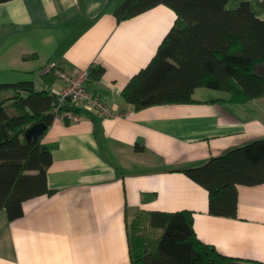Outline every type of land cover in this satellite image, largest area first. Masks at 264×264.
Returning a JSON list of instances; mask_svg holds the SVG:
<instances>
[{
  "label": "crops",
  "instance_id": "obj_1",
  "mask_svg": "<svg viewBox=\"0 0 264 264\" xmlns=\"http://www.w3.org/2000/svg\"><path fill=\"white\" fill-rule=\"evenodd\" d=\"M125 1L0 3V84L31 81L53 94L64 83L44 77L47 65L89 70V91L116 113L102 118L82 108L78 121L57 118L48 128L41 143L55 146L54 193L24 202L16 219L0 211V264H133L129 226L158 211L191 212L201 242L239 264H264V183L238 185L237 216L221 217L210 213L208 190L183 172L264 139V97L240 104L202 87L192 103L135 110L123 92L156 56L177 14L158 5L118 21ZM244 2L264 20V0L226 7ZM256 72L264 75V63ZM13 104L5 106L15 114ZM144 232L151 240L161 233L147 222Z\"/></svg>",
  "mask_w": 264,
  "mask_h": 264
},
{
  "label": "trees",
  "instance_id": "obj_2",
  "mask_svg": "<svg viewBox=\"0 0 264 264\" xmlns=\"http://www.w3.org/2000/svg\"><path fill=\"white\" fill-rule=\"evenodd\" d=\"M228 2L126 0L116 11L118 21L158 5H166L177 14L156 56L125 88L126 102L137 111L187 104L202 87L228 92L232 101L240 104L264 97V75L256 72L264 63V20L255 16L249 2L235 10L227 9ZM99 71L101 76L104 70ZM52 73L44 77L55 81ZM7 91L11 97L2 98ZM11 100L15 114L5 106ZM55 102L53 94L36 91L31 81L0 84V211L7 210L11 219L23 215L24 202L54 193L48 185V170L55 146L41 140L57 119ZM38 123H45L47 130L38 141L29 142L25 134ZM65 123L71 120L65 118ZM183 172L208 190L211 214L236 217L237 186L264 183V139ZM144 217L139 215L129 226L133 264H239L198 239L191 212L158 211ZM146 222L161 231L158 238L147 237Z\"/></svg>",
  "mask_w": 264,
  "mask_h": 264
},
{
  "label": "built area",
  "instance_id": "obj_3",
  "mask_svg": "<svg viewBox=\"0 0 264 264\" xmlns=\"http://www.w3.org/2000/svg\"><path fill=\"white\" fill-rule=\"evenodd\" d=\"M45 74L54 72L64 83L59 91L53 93L56 97L55 108L57 118L65 121H78V109H88L102 118L116 116L112 108L101 98L94 97L89 91V70H77L72 73L62 70L57 64L47 65Z\"/></svg>",
  "mask_w": 264,
  "mask_h": 264
},
{
  "label": "water",
  "instance_id": "obj_4",
  "mask_svg": "<svg viewBox=\"0 0 264 264\" xmlns=\"http://www.w3.org/2000/svg\"><path fill=\"white\" fill-rule=\"evenodd\" d=\"M46 130H47V125L45 123H38L30 127L27 130L25 136L29 142L38 141Z\"/></svg>",
  "mask_w": 264,
  "mask_h": 264
}]
</instances>
